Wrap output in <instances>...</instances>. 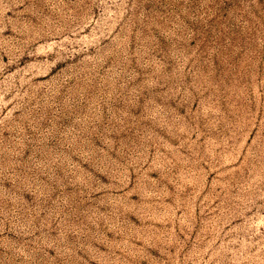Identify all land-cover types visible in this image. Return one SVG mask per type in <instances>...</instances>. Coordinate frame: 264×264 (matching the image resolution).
<instances>
[{
	"label": "rangeland",
	"instance_id": "1",
	"mask_svg": "<svg viewBox=\"0 0 264 264\" xmlns=\"http://www.w3.org/2000/svg\"><path fill=\"white\" fill-rule=\"evenodd\" d=\"M0 264H264V0H0Z\"/></svg>",
	"mask_w": 264,
	"mask_h": 264
}]
</instances>
